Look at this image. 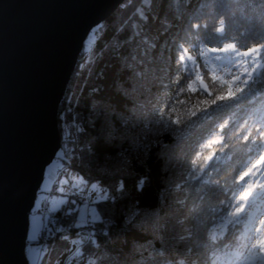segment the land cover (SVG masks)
Here are the masks:
<instances>
[{"label": "trees", "instance_id": "obj_1", "mask_svg": "<svg viewBox=\"0 0 264 264\" xmlns=\"http://www.w3.org/2000/svg\"><path fill=\"white\" fill-rule=\"evenodd\" d=\"M162 2L165 3V13L158 14ZM137 8L145 11L147 21L136 15ZM193 16L199 17L195 22L206 23L208 27L197 30V35L189 37L185 47L200 63L205 83L210 87L212 82L209 76L213 67L218 75L224 74L221 62L212 60L209 69L205 70V58L199 55L197 48L192 47L193 44L198 45L199 49H207L236 43L238 50L245 51L264 38V0H151L147 5L143 0H126L108 20L99 25L102 28L99 37L89 47L85 43L80 55L60 107L58 122L62 146L54 162L61 161L63 150L69 151L71 158L62 162L68 169L64 171L62 168V171L96 181L108 190L109 196L116 197L115 200L94 204L108 223H96L91 227L94 242L81 245L83 256L91 257L93 264H137L141 259V252L136 250L138 246L146 249L143 251L144 257L154 249H166L165 256L156 257V261L167 259L174 264L175 260L182 258L185 245L176 246L168 239L169 233L157 230L159 218H168L169 224L175 226V232L188 235L186 230H191L193 235L190 239L204 242L210 234L220 230L221 214L211 209L217 207L219 201L229 199L228 194L211 182L219 181L221 186L228 187L246 171L243 149L253 145L252 137L246 143L243 136L249 130L253 136H257L255 127L243 131L237 129L231 138L223 136L227 145L223 151L220 144H213L211 148L194 147L197 141L204 144L219 139L211 132H218L216 125L223 121H228L231 126V111L221 113L203 127L185 128L183 124L165 127L158 122L157 110L162 108L163 103H173L172 97L176 91L175 88L164 87L174 75L177 56L172 43L174 40L169 35L179 32L184 37L186 33L181 29L187 28ZM219 18L226 21L224 36L214 31ZM165 25L167 31L164 30ZM135 32L142 34L135 36ZM144 36L148 37L149 44L155 43L157 47L147 48L143 42ZM179 42L184 41L181 39ZM130 49L136 54L135 61L129 58ZM170 49L174 51V60L169 57ZM217 55L225 54L208 52L207 58ZM158 88L167 93L161 101L154 95ZM217 89H220L219 82ZM220 90L226 92V88ZM186 96L187 93L181 99ZM198 96L199 93L192 95V104L196 103ZM180 107L183 111V106ZM257 109H264L261 96L254 97L253 103L246 105L245 110H234V118L251 116L249 125H252L256 119L252 113ZM163 110L168 112L167 108ZM188 116V113H184V120L187 121ZM69 140L72 141L71 145L68 144ZM169 148L179 150L181 163L186 167L182 180H179L169 154L164 151H169ZM197 152H202V155L194 164ZM212 153L218 159L207 162L208 167L204 168V157ZM121 180L125 190L117 192L116 186ZM140 180L144 181L142 188L137 187ZM180 181L184 183L181 188ZM58 188L52 193H57ZM182 194L186 199L184 204L178 198ZM76 207L69 200L55 214L59 226L65 231L57 233L53 239L46 237V243L51 245L49 261L61 258L80 229L72 226L77 222ZM248 211V227L258 226L256 222L264 218V203ZM132 212L139 213L134 220L130 215ZM177 220H183L184 224H176ZM227 230L231 239L233 232L239 235L245 231V227L243 224L228 225ZM64 235L69 239L60 238ZM202 256L211 264V251H203Z\"/></svg>", "mask_w": 264, "mask_h": 264}, {"label": "snow or ice", "instance_id": "obj_2", "mask_svg": "<svg viewBox=\"0 0 264 264\" xmlns=\"http://www.w3.org/2000/svg\"><path fill=\"white\" fill-rule=\"evenodd\" d=\"M151 0H143L145 5L149 4ZM136 15L147 21L148 17L145 15L143 9L137 8ZM199 17L193 16L189 19L186 29H181L186 35L181 37L179 32L176 33V39L172 42L176 47L177 56L174 64V75L170 82L164 87L166 89L175 88V96L172 97L173 103H163L162 108L157 110L158 122L165 127L171 125L183 124L185 128L203 127L207 121L213 120L225 111L232 112V124L229 125L228 121H223L216 125L219 131L212 130V136H218L219 139L212 140L208 143L201 144L199 141L194 145L196 148H211L213 144H220L221 151L227 145L223 141V136L231 138L237 132L256 128L257 136H253L252 131L249 130L247 135L243 136V140L247 143L249 137H252V145L243 149L244 155L243 166L246 171L242 175H238L233 185L224 187L220 185L219 181L211 182L220 191L229 195L227 201H219V205L212 208L211 211L219 215L220 230L214 231L210 234L204 242L196 239H190L193 233L188 231V235L177 233L174 231L173 225H170L168 218L160 217L156 228L161 233H169L168 239L176 246L180 244L185 245V250L182 258L175 260L174 264H208V261L202 256L203 251H211L213 258L211 264H264V218L259 219L256 223L258 226L249 228L246 221H249V209L256 207L258 204L264 203V109H257L252 115L256 116L255 122L249 125L251 116H246L243 119H235L236 111L245 110V106L253 103V98L261 96L264 99V38L261 42L252 45L245 51H240L236 43H227L222 47L199 49L198 45L193 44L192 47L199 50V55L204 57L203 60L205 70L209 69V64L212 60L221 62V71L223 75H218L215 67L210 71L209 79L212 84L211 87L205 83L204 75L200 70V63L197 59L189 54V48L185 44L189 43V37L197 35V30L207 29L206 23L195 22ZM134 25V31H135ZM226 21L223 18L217 20V27L214 31L224 36L226 29ZM167 31V26L164 28ZM102 31L101 27L92 30L89 37V43L94 44ZM141 32H135V36H140ZM183 39V43L179 41ZM143 42L147 48H156L155 43H148V37H143ZM224 53L223 56H214L211 59L207 58V53ZM162 54V53H161ZM129 58L133 61L136 60V54L131 49L129 50ZM87 67V65H85ZM131 67V66H129ZM227 69V71H224ZM227 77V78H225ZM181 81H184L182 84ZM217 82H219L220 89L226 88V92L217 89ZM214 92L217 93L214 95ZM187 96L184 99L181 97ZM199 93L196 103L192 104V95ZM200 97H204L200 99ZM163 100V98H161ZM183 106V111L181 107ZM163 108H167L168 112H164ZM184 113H188V120H184ZM194 118V119H193ZM260 125V127H256ZM178 129H173L177 131ZM259 141V142H257ZM72 141L69 140L68 144L71 145ZM202 152H197L196 158L193 163H197L201 158ZM66 158H71V153L63 150L60 154V159L63 162ZM218 159L215 153L204 157V168L208 167L207 162ZM61 167L64 165L62 163ZM215 168V165H213ZM59 176H64V179H59ZM68 173L60 171L49 176L45 180L44 191L48 190V184L54 183L57 186H67L71 184L73 189L79 192H84L89 189L90 193H96V202L115 200V196H109L108 190L103 189L98 184H91L80 176L72 177L71 180ZM248 179H245V178ZM206 183H208L206 181ZM240 187L237 188L236 185ZM144 181L140 180L137 184L138 188H142ZM61 193L65 191V187H59ZM125 185L123 181H119L116 186L117 192H123ZM207 195V193L205 194ZM203 198V197H201ZM46 211L50 214L49 217H42L40 222L34 225L28 235V241L37 245L36 247H29L27 250L29 264H60L59 260L49 261L47 258L51 255V245L46 243L45 237L53 239L57 233H62L65 229L59 226V221L55 219V214L61 210V205L67 203L63 196L59 199L45 198ZM132 220L139 215L138 212L130 213ZM131 223V220L128 221ZM96 223L107 224L108 221L103 219V216L97 208H89L86 213L79 214L78 223L73 224L75 228L94 227ZM176 224L183 225V220H177ZM245 227V231L237 235L232 233L231 239L228 238L227 226L241 225ZM221 233H224L221 235ZM79 235V233H77ZM61 239L68 240V236L64 235ZM75 249L72 251V257L67 260V264H71V259L83 257L84 253L81 251V245L85 243L94 242V233L89 232L81 239H73L70 241ZM137 251L141 252V259L137 264H173L171 260L156 261V257L165 256L166 249H154L147 257L143 256V251L146 249L143 246H138ZM178 250V249H177ZM217 253H220L217 255ZM88 264H92L91 261Z\"/></svg>", "mask_w": 264, "mask_h": 264}, {"label": "water", "instance_id": "obj_3", "mask_svg": "<svg viewBox=\"0 0 264 264\" xmlns=\"http://www.w3.org/2000/svg\"><path fill=\"white\" fill-rule=\"evenodd\" d=\"M126 0H0V264H29L30 217L62 146L60 107L92 30Z\"/></svg>", "mask_w": 264, "mask_h": 264}, {"label": "rangeland", "instance_id": "obj_4", "mask_svg": "<svg viewBox=\"0 0 264 264\" xmlns=\"http://www.w3.org/2000/svg\"><path fill=\"white\" fill-rule=\"evenodd\" d=\"M164 6H165V3H163V2H162L161 5H159L158 14H164L165 13ZM144 13H145V11H144ZM138 31H140V30L138 29ZM169 36L173 40L176 39V35L170 34ZM89 37H88V39L86 41V46H88V47L91 45V43H89ZM165 48H166L165 50L167 51L168 48L167 47H165ZM173 52L174 51H172L170 49V56H169L170 59H173L174 58V53ZM171 71H172V67H171L170 72ZM166 94L167 93H165L164 91H162V89H159L158 88L157 92L154 95H156V97L158 98V100L160 99V101H161L162 100L161 98H165ZM146 103L147 104L148 103L151 104L149 101H146ZM157 103H159V102L157 101ZM157 103L156 102H153L152 104H157ZM175 149L176 148H174V149H170L169 148V151H167V150H164V151H165L166 154H169L170 159H171L172 166L177 171V176L179 177V180L180 179L182 180V176L185 173L186 167L183 165V163H181L180 156H179V154H180L179 153V150L177 149V151H176ZM61 165H62V161L56 160L54 163H52L47 168L44 182H43L42 187H41V190H40V192L38 194L35 207H34L32 213H31L29 233H30L32 227L34 225H36L37 223H39L40 220H41V218L43 217L41 214L38 213V211L41 209V207H43L45 205V203H44V199L45 198L55 197V198L59 199L61 196H63L64 200H66L67 202L69 200H71V202L72 203H75V205L77 206L76 207V210H78V217H79V214L86 213L89 208L95 207L94 204L96 203V193H94V192L93 193H90V190L89 189H85L84 192H79L76 189H73L71 187V184H69L67 186H64V185H60L59 186V187H65V191L63 193H61L59 190L57 191V193H52V191H53L52 190L53 183H50V184H48V190L47 191H44L43 190L44 189L45 180L49 176H51V175H53L55 173H58V172L62 171ZM76 176L83 177L89 183V186L91 184H98V185H100V183H98L96 181H88L84 176H82L80 174H76V173H69L67 178H69L71 180L72 177H76ZM64 178L65 177L63 176V179ZM182 185H184V183L180 181L179 188H181ZM100 187L103 188L101 185H100ZM180 196L182 198H180ZM184 197H185L184 194L178 196L179 200L182 199L181 200L182 204H184L186 202V199ZM61 207H63V205H61ZM78 217H77V222L76 223H78ZM89 232H91V227L80 228L78 230V232H77V233H79V235H77V233H76L73 236L72 240L73 239H81L83 236H85ZM45 240H46V237H45ZM36 246L37 245L32 244L31 242H29L28 247H27V250H28L29 247H36ZM74 249H75V246L72 245V244H70L68 250L59 259L60 264H67V260L72 257V251ZM27 256H28V253H27ZM89 261L92 262V258L91 257H89V256H83L79 260L72 258L71 259V264H88Z\"/></svg>", "mask_w": 264, "mask_h": 264}, {"label": "built area", "instance_id": "obj_5", "mask_svg": "<svg viewBox=\"0 0 264 264\" xmlns=\"http://www.w3.org/2000/svg\"><path fill=\"white\" fill-rule=\"evenodd\" d=\"M68 167L66 165H64L63 167V170H67ZM59 179H63V176H59L58 177ZM59 186L55 185L53 183V186H52V190H56ZM39 214H41L43 217H48L49 216V213L46 211V205H44L43 207H41V209L38 211Z\"/></svg>", "mask_w": 264, "mask_h": 264}, {"label": "bare ground", "instance_id": "obj_6", "mask_svg": "<svg viewBox=\"0 0 264 264\" xmlns=\"http://www.w3.org/2000/svg\"><path fill=\"white\" fill-rule=\"evenodd\" d=\"M68 116V115H67Z\"/></svg>", "mask_w": 264, "mask_h": 264}]
</instances>
